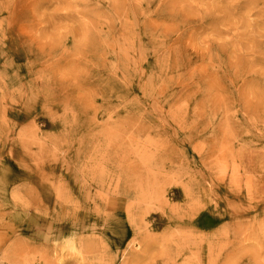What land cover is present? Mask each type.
<instances>
[{"label": "rangeland", "instance_id": "1", "mask_svg": "<svg viewBox=\"0 0 264 264\" xmlns=\"http://www.w3.org/2000/svg\"><path fill=\"white\" fill-rule=\"evenodd\" d=\"M0 264H264V0H0Z\"/></svg>", "mask_w": 264, "mask_h": 264}, {"label": "crops", "instance_id": "2", "mask_svg": "<svg viewBox=\"0 0 264 264\" xmlns=\"http://www.w3.org/2000/svg\"><path fill=\"white\" fill-rule=\"evenodd\" d=\"M206 225V224H205ZM198 226V225H197Z\"/></svg>", "mask_w": 264, "mask_h": 264}]
</instances>
